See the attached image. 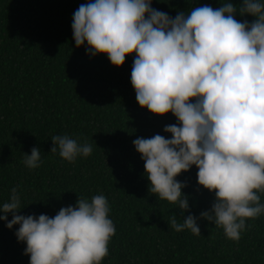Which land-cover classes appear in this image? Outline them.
<instances>
[{
  "label": "clouds",
  "instance_id": "clouds-1",
  "mask_svg": "<svg viewBox=\"0 0 264 264\" xmlns=\"http://www.w3.org/2000/svg\"><path fill=\"white\" fill-rule=\"evenodd\" d=\"M175 17L152 7V0H87L72 14V40L91 55L106 54L114 66L133 56L130 82L141 107L171 112L177 123L160 134L132 141L144 161L149 192L178 206L169 227L201 235L206 219L239 240L246 220L264 214V0H220ZM255 17L238 21L235 15ZM51 153L68 161L87 157L92 146L71 136L53 135ZM40 149L32 147L23 163L35 169ZM195 166L197 183L214 193L208 210L189 211L187 186L176 177ZM20 194L13 187L0 203V221L15 229L29 264H101L115 233L103 194L78 195L75 205L54 216L18 214ZM188 212V215H184ZM11 214V219L8 218ZM250 227V225H248Z\"/></svg>",
  "mask_w": 264,
  "mask_h": 264
},
{
  "label": "trees",
  "instance_id": "trees-1",
  "mask_svg": "<svg viewBox=\"0 0 264 264\" xmlns=\"http://www.w3.org/2000/svg\"><path fill=\"white\" fill-rule=\"evenodd\" d=\"M86 2L0 0V203L15 187L18 214L51 217L75 205L78 195L90 200L103 194L115 233L101 264H264V214L246 220L239 240L226 238L206 219L197 221L201 235L169 227V217L175 215L177 223L183 217L177 205L149 192L132 141L155 134L170 138L163 128L176 118L151 113L136 101L130 82L134 53L114 66L106 54L75 46L72 14ZM203 4L221 6L220 0H152L153 8L171 17ZM235 19L255 17L237 13ZM65 134L90 144L91 154L70 163L51 153L50 138ZM32 147L40 149L42 162L28 169L23 158ZM196 173L192 166L176 179L186 182L189 211L199 216L210 209L214 193L198 185ZM17 227L0 221V264H29Z\"/></svg>",
  "mask_w": 264,
  "mask_h": 264
}]
</instances>
